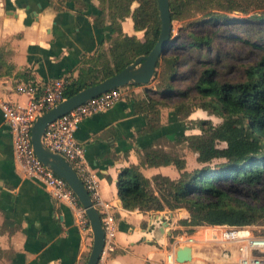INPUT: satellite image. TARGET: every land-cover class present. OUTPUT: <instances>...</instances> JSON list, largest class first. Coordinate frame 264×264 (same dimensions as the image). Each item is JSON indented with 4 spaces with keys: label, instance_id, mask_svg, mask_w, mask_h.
Returning a JSON list of instances; mask_svg holds the SVG:
<instances>
[{
    "label": "crops",
    "instance_id": "1",
    "mask_svg": "<svg viewBox=\"0 0 264 264\" xmlns=\"http://www.w3.org/2000/svg\"><path fill=\"white\" fill-rule=\"evenodd\" d=\"M58 1L53 0L60 11L50 5V0H0V264H86L93 243L91 235L81 232L73 209L57 204L42 180L28 177L18 166L12 130L1 110L3 101L26 104L27 98L15 92L21 81L77 80L89 66L86 60L99 50L108 51L117 37L110 25L95 28V14L80 11L73 1L65 5ZM92 3L99 9L98 0ZM122 30L125 36L144 41V32L135 30L132 18L122 22ZM147 89L156 87L151 83L127 86L120 102L87 118L76 132L101 197L111 205L117 223V246L102 256L100 264H145L147 260L165 259L175 230L184 229L179 221L189 218L184 209L147 214L127 211L118 196V176L126 168H140L149 180L158 175L172 180L180 177L173 165H143L145 150L152 147L169 151L179 135L190 132L172 107H161L162 128L145 133L147 119L136 108L146 99ZM193 119L194 113L188 121H196ZM177 149L188 172L201 169L197 154L187 147ZM157 215L172 219V237H160L158 227L152 235L150 222Z\"/></svg>",
    "mask_w": 264,
    "mask_h": 264
},
{
    "label": "trees",
    "instance_id": "2",
    "mask_svg": "<svg viewBox=\"0 0 264 264\" xmlns=\"http://www.w3.org/2000/svg\"><path fill=\"white\" fill-rule=\"evenodd\" d=\"M59 1L61 5L73 1L80 11L92 3V0ZM98 1L101 11L94 16L95 28L105 29L110 25L117 37L108 51L99 50L86 60L89 66L68 86L67 98L117 75L137 58L149 55L159 40L161 21L157 0ZM253 3L257 12L248 21H264V14H257L264 9V0H249V6ZM170 4L173 23L195 18L189 25L212 26L230 19L223 13H211L204 18L211 10L236 12L222 0H170ZM50 5L61 10L53 0ZM134 5L138 6L133 9ZM239 13L247 16L251 11L243 9ZM127 18H132L136 31L144 32V41L123 34L122 22ZM185 30H180V38ZM240 39V42L245 41L264 51V36L254 40ZM172 42L169 47L175 45L174 39ZM181 47L199 58L205 50L214 48V39L210 35L188 34ZM180 61L181 58L174 53H165L161 57L154 78H158L156 90L147 89L146 99L137 104L136 111L147 119V134L162 128L161 107H172L178 120L186 122V130H199L200 134L179 135L169 151L152 147L145 150L144 166L173 165L180 173L177 180L162 175L149 180L138 167L122 170L117 189L123 208L144 214L184 209L189 218L179 224L191 228V233L198 227L264 226V208L238 200L231 193L233 187L241 186L255 198L264 182V56L259 63L245 70V80L238 83L221 81L215 65L211 61L204 62L201 76L186 90H178L172 85L179 73ZM2 66L1 62L0 69ZM174 93L178 95L176 102L173 101ZM195 109L221 117L223 122L219 125L208 120L188 122ZM179 146L197 154V161L204 166L188 172L177 149ZM214 161L221 162L212 168ZM260 234L264 235V232Z\"/></svg>",
    "mask_w": 264,
    "mask_h": 264
},
{
    "label": "built area",
    "instance_id": "3",
    "mask_svg": "<svg viewBox=\"0 0 264 264\" xmlns=\"http://www.w3.org/2000/svg\"><path fill=\"white\" fill-rule=\"evenodd\" d=\"M70 84L71 81L64 78L50 82H41L37 79L21 81L17 84L15 92L27 98L26 104L3 101L1 110L12 130L13 149L18 166L28 177L42 180L57 204H68L73 209L81 232L93 237L90 221L77 196L65 180L42 164L32 148L31 137L35 122L67 99L66 90ZM125 89L126 87L112 89L72 110L49 125L42 140L50 152L61 155L72 165L85 184L101 216L105 231L106 243L103 256L113 252L117 246V223L111 205L101 197L96 175L87 164L86 149L77 140L76 132L87 118L104 113L120 102L125 95ZM203 230H211L213 236L202 243H218L225 251L234 250L233 253L238 256L233 264H264V235L256 233V226H215L203 227ZM200 243L195 236L176 237L166 263L177 264L175 254L178 246L189 244L197 252ZM91 248L92 244L89 246V254Z\"/></svg>",
    "mask_w": 264,
    "mask_h": 264
},
{
    "label": "rangeland",
    "instance_id": "4",
    "mask_svg": "<svg viewBox=\"0 0 264 264\" xmlns=\"http://www.w3.org/2000/svg\"><path fill=\"white\" fill-rule=\"evenodd\" d=\"M229 1L231 3L227 2L226 0H222L223 4L227 5L228 8H234L236 12L211 10L207 15L203 16L206 18L209 17L211 13H223L230 18L227 21L215 23L212 26H209L208 24L189 25V22L194 21L195 18L173 23V39L175 40V45L169 47L167 53H174L181 58L179 73L172 82V85L176 89L186 90L189 86H193L204 71V66H201L204 62L211 61L212 64L215 65L221 81L238 83L245 80V70L249 66L255 65L262 60L264 56L263 50L254 48L245 41L240 42L241 37L254 40L256 37L259 38L260 36H264V21H248V18L257 12L255 4L253 3L249 6V0ZM137 6L138 5H134L133 9H135ZM243 9H249L251 14L247 16L240 14L239 10ZM85 11L95 15L99 14L101 11L100 3L99 9H96L92 3L91 6ZM257 14H264V9L258 11ZM181 29L186 30L180 38L179 34ZM193 33L196 35H210V37L214 39V48L211 51L205 50L204 53H202V55L197 58L194 52L181 47V44L184 42V38H186L188 34L193 35ZM196 64H198V66ZM157 82L158 78L154 79L151 84L156 87ZM174 94L175 96H173V101L176 102V100H178V95L177 93ZM193 113L195 118L193 120L196 121L208 120L214 125H219L223 122L221 117L209 115L207 112L200 109H195ZM189 125L192 126L191 123H189ZM188 134H200V132L199 130H196L195 132L190 131ZM221 147H225V144H221ZM219 162L221 161H214L211 167H216ZM201 166L203 167L204 165ZM231 193L233 197L238 200L245 201L250 205L261 206L264 208V182L258 191V196L255 198L248 195L246 190H244L241 186L233 187L231 189ZM190 230L192 229L185 226L183 231L175 230V238H171L166 247L167 250H165L164 254L165 259L167 251L171 249L174 239H176L178 236L188 235L190 237H197L198 241L201 242L197 252L194 254L193 262L190 264H233L236 261L238 255L233 253L234 250H231V252L225 251L218 243H202L205 230L201 229V227L193 229L195 230L194 233H191ZM262 232H264V226H256V233ZM199 233H201V235ZM165 259L160 261L147 260L145 264H166Z\"/></svg>",
    "mask_w": 264,
    "mask_h": 264
},
{
    "label": "water",
    "instance_id": "5",
    "mask_svg": "<svg viewBox=\"0 0 264 264\" xmlns=\"http://www.w3.org/2000/svg\"><path fill=\"white\" fill-rule=\"evenodd\" d=\"M157 2L160 13L161 31L159 40L150 54L137 58L133 64L129 65L117 75L67 98L64 102L39 117L32 129V148L37 158L45 167L65 180L77 196L90 221L93 243L86 264H100L105 250L106 236L101 216L94 206L85 184L78 177L72 165L61 155L50 152L43 144V136L49 125L90 100L115 88H124L129 85H148L154 80L158 63L161 57L167 53L173 41L172 34L174 31L170 0H157ZM170 220L172 219H164L162 216L154 217L153 221L150 222V226L154 227L152 235L157 232L158 227L160 229V237H172ZM157 238L159 239V236ZM194 254L195 250L192 245L184 244L178 246L175 254L177 264H190L193 262Z\"/></svg>",
    "mask_w": 264,
    "mask_h": 264
},
{
    "label": "bare ground",
    "instance_id": "6",
    "mask_svg": "<svg viewBox=\"0 0 264 264\" xmlns=\"http://www.w3.org/2000/svg\"><path fill=\"white\" fill-rule=\"evenodd\" d=\"M201 235V233H199ZM213 236V232L211 230L205 231L203 235V241L204 240H209ZM201 237V236H199ZM197 238V237H196ZM198 239V238H197ZM225 260V259H224Z\"/></svg>",
    "mask_w": 264,
    "mask_h": 264
}]
</instances>
